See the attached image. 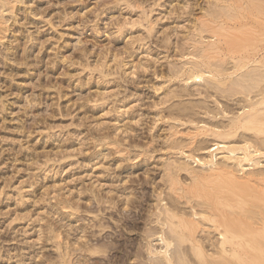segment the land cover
<instances>
[{"label":"bare ground","instance_id":"obj_1","mask_svg":"<svg viewBox=\"0 0 264 264\" xmlns=\"http://www.w3.org/2000/svg\"><path fill=\"white\" fill-rule=\"evenodd\" d=\"M119 1H126L124 4L131 7V0ZM30 2L32 0H0V57L15 64L11 72L7 69L4 86L0 85L6 88L0 93V99L15 95L13 89L22 86L16 81L18 76L23 81L33 76L36 66L31 63L30 47L44 48L46 43L43 42L48 41L41 43L39 25L30 17L41 13L30 7ZM198 5V0L191 4L180 1L170 10V14L175 12L176 18L188 21V26L179 38L175 59L167 71L161 72L167 86L161 88L164 91L160 102L152 105L155 112L148 126L150 132H157L147 136L145 144L134 140L129 147L120 145L119 138L112 137L111 133L102 138L92 133L84 137L85 145L94 140L102 151L115 146L114 154L139 148L136 158L165 151L160 185L152 188L153 192L146 186L141 190L111 187V196H101L92 190V194H96L90 198L91 206L85 209L79 204L80 200L75 201L76 197L58 200L52 209L63 220L71 223L81 218L87 220L88 216L72 218L81 210L97 214L94 219L103 217L92 226L99 230L89 236L88 229L84 228L80 233L83 235L75 242L72 235H63L59 225L48 221L41 229L50 234L49 240H54L57 254L44 255V264L53 260H57L56 264H129L130 261L134 264H264V0H207V5L194 13ZM188 8L191 10L186 16L176 12ZM20 15L26 20L27 35L22 30L12 41L8 33L13 32V23L20 22ZM180 25L181 22H177L175 28L166 29L169 33L163 40L165 53L171 49V34ZM153 30V27L148 30L149 37ZM21 39L26 40L24 46ZM20 48L22 58L18 54ZM85 56L80 52L77 56L65 57V52L58 50L48 66H52L54 73L59 63L67 64L69 68L64 75L68 77L75 76L70 69L75 65L84 68L83 72H105L106 62L91 68ZM40 60L37 58L39 64ZM85 85L88 84L82 82L78 86L85 88ZM39 87L47 94L55 90L57 105L68 95V87L62 83H50V87L41 83ZM103 90H96V97L101 100ZM43 93L38 97L33 95L31 101L41 104ZM22 96H16L13 99L16 101L9 105L0 100V113L4 112L5 120L11 114L9 106L20 103ZM121 103L127 107L132 101L125 99ZM88 114L89 110H85L82 118L97 121L98 117ZM137 118L134 116L132 120ZM124 120L120 117L119 124ZM12 121L10 118L9 122ZM36 121L32 132L21 122L13 125L12 130L25 132L30 138L39 125L45 123L43 119ZM158 122L169 125L164 133L159 134L162 127H156ZM136 123L144 125V120ZM114 130L129 134V130L136 128L127 123L123 127L114 126ZM34 141L32 138L26 148L36 154L26 158L29 165L37 164L40 159ZM57 148L64 146L60 143ZM102 151L93 152L90 158L96 159ZM126 158L129 157L115 161L125 162ZM22 161L25 164L24 158ZM145 184H151L150 180ZM111 207L118 209L121 216L107 213L105 216L109 215V219L104 218ZM121 207L128 211L124 213ZM64 210L71 212L67 214ZM71 227L69 232L74 233ZM97 232L104 234L94 238Z\"/></svg>","mask_w":264,"mask_h":264},{"label":"rangeland","instance_id":"obj_2","mask_svg":"<svg viewBox=\"0 0 264 264\" xmlns=\"http://www.w3.org/2000/svg\"><path fill=\"white\" fill-rule=\"evenodd\" d=\"M171 1L174 2L169 5ZM180 1L183 4L186 1L193 3V0H131V7H128L124 4L126 1L119 0L30 2V7L33 6L38 14H42L35 18L30 16L39 25L41 43L48 41L43 42L46 43L44 48L30 47L31 63L33 67L36 66L33 76L26 77L24 81L18 76L16 81L22 86L13 89L15 95L0 99L9 105L16 101L13 100L16 96L23 95L20 103L9 106L8 112L11 114L8 120L4 119V112L0 113V264H44V255H56L54 240H49L50 234L42 232L41 229L48 221L59 225L63 235H72L73 242L83 235V232L80 233L84 228L88 229L89 236L99 230L92 226L103 216L94 219L97 214L81 210L72 218L88 216L87 220L82 221L81 218L78 222L71 223L55 214L52 205L54 207L63 197H76L75 201L80 200L79 204L85 209L86 206H91L90 198L96 193L101 196L113 195L109 193L111 187L119 190L123 187L141 190L142 186H146L148 191L153 192L154 187L160 185L163 174L161 163L166 157L165 151L136 158L139 148L130 149L132 152L129 153L114 154L115 146L102 151L101 147H96L93 143L94 140L85 145L84 137L92 133L94 137L102 138L103 135L111 133L112 137L119 138L120 145L129 147L134 140L145 144L148 141L146 137L157 132H150L148 126L152 121V113L155 112L152 105L159 103L163 98V95L160 96L164 91L161 89L164 85L161 72L167 71L170 62L175 59L179 38L184 35L185 27L188 26V21L176 18L175 12L170 14L172 7ZM198 3L194 13L206 6L207 0H198ZM190 10L191 8H188L176 12L180 16H186ZM19 19V23L12 25L13 32L8 33L12 41L15 35L19 36L25 29V18L20 15ZM177 22H181V25L171 34V49L165 53L163 40L169 33L166 29L175 28ZM151 27L154 30L152 37H149L148 30ZM24 31L23 33L26 32ZM176 33L180 34L177 36ZM25 34L27 35V32ZM21 41L24 46L26 40ZM58 50H63L65 57L77 56L84 52L91 68L106 62L105 72H83L84 68L75 65L70 67L75 76L68 77L64 73L69 67L65 63H59V67L54 68V74L50 69L52 66L48 64ZM18 54L22 58V48ZM37 58H41L40 64ZM174 63L176 64V61ZM13 66L14 63L5 62L4 58L0 57L1 86H4L6 73L11 72ZM82 82L88 85L79 88L78 85ZM41 83L46 87H50V83H62L68 87V95L59 100L57 105L56 95L53 94L55 90H50L48 94L43 93L39 87ZM98 88H104L102 100L101 97H96ZM5 90L6 88L0 87L1 94ZM157 90L159 92H156ZM40 93H43L41 104L32 102L33 95L38 97ZM69 98L70 102H67ZM125 99L132 101L127 107L121 103ZM82 104H86L84 108L79 107ZM85 110H89L88 116L98 117L97 121L93 122L91 118L83 119L82 112ZM134 116L138 118L132 120ZM120 117L125 119L121 124ZM10 118L13 119L11 123ZM36 119H43L45 123L40 124L30 138L25 136V132L12 130L13 125L21 122L32 132L31 128L36 127ZM141 119L144 120V125L136 123ZM101 123L103 124L100 125ZM127 123L136 130H129V134L128 131L122 134L123 130H114V126L123 127ZM156 127H162L159 133L161 134L169 125L158 122ZM32 138H35L33 144L39 148L40 159L37 164L29 165L26 164V158L36 155L32 150H26ZM60 143L64 146L63 149L57 148ZM95 151L102 153L97 154V158L93 160L90 157ZM124 156L129 157L126 158L127 161L116 163V159ZM146 160L148 163H145ZM118 177L119 181L115 182ZM146 180H150L151 184H145ZM92 190L96 193L92 194ZM121 210L124 213L128 211L125 207H121ZM135 211L138 212L139 209ZM64 212L68 214L71 210ZM107 213L121 216L118 209L113 207L104 214V218L109 219V215L105 216ZM17 217L20 219L14 221ZM71 226L75 229L74 233L69 232ZM103 234L97 232L94 238H101ZM55 261L57 260L50 264H56ZM129 264L134 262L130 261Z\"/></svg>","mask_w":264,"mask_h":264}]
</instances>
